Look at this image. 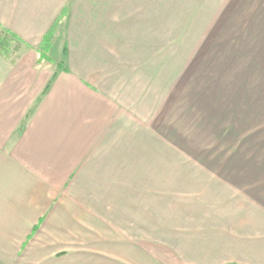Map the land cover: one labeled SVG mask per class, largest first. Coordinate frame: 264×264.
<instances>
[{
  "label": "crops",
  "instance_id": "1",
  "mask_svg": "<svg viewBox=\"0 0 264 264\" xmlns=\"http://www.w3.org/2000/svg\"><path fill=\"white\" fill-rule=\"evenodd\" d=\"M222 1L0 0V264H264V66L198 138L169 83L176 28Z\"/></svg>",
  "mask_w": 264,
  "mask_h": 264
},
{
  "label": "rangeland",
  "instance_id": "2",
  "mask_svg": "<svg viewBox=\"0 0 264 264\" xmlns=\"http://www.w3.org/2000/svg\"><path fill=\"white\" fill-rule=\"evenodd\" d=\"M220 3L214 11L219 15L186 17L189 23L176 28L174 42L169 44L168 55L175 62L173 69L169 68L170 87L174 84L175 89V120L192 138L202 135L201 118L214 115L208 112L214 110L216 91L227 94L231 89L245 87L241 78L248 68L254 73L253 68L264 66V0ZM61 30L55 34L62 35ZM8 37L9 57H18L20 44ZM162 53L166 55V50H160ZM250 61L253 65L248 64ZM233 73L239 74L240 80H233ZM207 121L203 120L204 134Z\"/></svg>",
  "mask_w": 264,
  "mask_h": 264
},
{
  "label": "trees",
  "instance_id": "3",
  "mask_svg": "<svg viewBox=\"0 0 264 264\" xmlns=\"http://www.w3.org/2000/svg\"><path fill=\"white\" fill-rule=\"evenodd\" d=\"M65 14H66V9L62 11V14L58 18V20H56V22L50 27V29L43 36L41 44L36 50L38 54V59H37L38 64L44 61L53 62V59L49 56L48 52L52 45L56 30L61 29L60 20ZM8 36L13 37L17 41L19 40L12 32H10L8 29H6L0 24V53L6 57L7 56L9 57L8 44L10 38ZM58 65L63 67V64L61 62H59ZM28 115L29 114H27L26 117L24 118L22 126L25 124Z\"/></svg>",
  "mask_w": 264,
  "mask_h": 264
}]
</instances>
